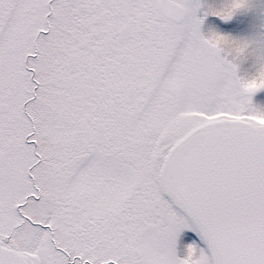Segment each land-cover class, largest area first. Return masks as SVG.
I'll return each instance as SVG.
<instances>
[{
	"label": "snow or ice",
	"instance_id": "1",
	"mask_svg": "<svg viewBox=\"0 0 264 264\" xmlns=\"http://www.w3.org/2000/svg\"><path fill=\"white\" fill-rule=\"evenodd\" d=\"M249 8L0 0V264H264Z\"/></svg>",
	"mask_w": 264,
	"mask_h": 264
},
{
	"label": "rangeland",
	"instance_id": "2",
	"mask_svg": "<svg viewBox=\"0 0 264 264\" xmlns=\"http://www.w3.org/2000/svg\"><path fill=\"white\" fill-rule=\"evenodd\" d=\"M205 5L219 7L226 0H203ZM250 8L238 13L231 21L225 23L217 17L209 16L203 30L207 34L218 30L220 34L227 35L237 40H258L264 38V0H249ZM252 70L251 60L241 64L242 73ZM258 99H264V93Z\"/></svg>",
	"mask_w": 264,
	"mask_h": 264
}]
</instances>
